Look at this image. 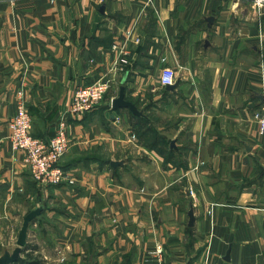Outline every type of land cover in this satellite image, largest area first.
<instances>
[{
	"label": "crops",
	"instance_id": "0c3cea01",
	"mask_svg": "<svg viewBox=\"0 0 264 264\" xmlns=\"http://www.w3.org/2000/svg\"><path fill=\"white\" fill-rule=\"evenodd\" d=\"M126 75L140 116L113 109ZM102 78L113 91L67 122L60 167L75 184L39 186L10 141L19 102L49 139ZM263 110L252 0H0V239L43 208L28 240L40 257L41 242L69 264H152L159 250L165 264H264Z\"/></svg>",
	"mask_w": 264,
	"mask_h": 264
},
{
	"label": "built area",
	"instance_id": "2783aa9c",
	"mask_svg": "<svg viewBox=\"0 0 264 264\" xmlns=\"http://www.w3.org/2000/svg\"><path fill=\"white\" fill-rule=\"evenodd\" d=\"M257 10H264V0H252ZM176 74L164 69L160 74L161 87L174 86ZM114 79L102 78L91 84L78 87L71 97L69 107L60 115L55 135L49 139L34 137L33 118L22 99L15 116L9 122L10 141L13 151L24 153V163L32 179L43 187L75 184L74 180L60 167V162L70 151L72 141L67 133L68 120L81 119L92 113L113 91ZM260 135L264 136V110L255 115ZM152 264H164L162 250L151 257Z\"/></svg>",
	"mask_w": 264,
	"mask_h": 264
},
{
	"label": "water",
	"instance_id": "95a60500",
	"mask_svg": "<svg viewBox=\"0 0 264 264\" xmlns=\"http://www.w3.org/2000/svg\"><path fill=\"white\" fill-rule=\"evenodd\" d=\"M128 76L126 75L123 78L122 86L120 90L119 98H117L113 102V109L119 110V109H128L136 116H140V113L138 112L137 108L130 102H127L125 100V83L127 82ZM176 86H169L166 87V90L172 91L175 90ZM119 163H113V166H117ZM43 208H39L37 210L32 211L30 214H28L24 218L22 229L20 230L18 241H17V247L14 249V252L11 254L9 252L5 253L4 257L0 258V264H15L22 259L23 253L28 245V232L30 225L43 213ZM195 218L193 215V211L190 212V223L189 226H194Z\"/></svg>",
	"mask_w": 264,
	"mask_h": 264
},
{
	"label": "rangeland",
	"instance_id": "374dc122",
	"mask_svg": "<svg viewBox=\"0 0 264 264\" xmlns=\"http://www.w3.org/2000/svg\"><path fill=\"white\" fill-rule=\"evenodd\" d=\"M74 120H78V119H74ZM21 227H22V224H20L19 229L14 234H12V238L0 239V258L4 257L5 253H7V251L11 254L14 252V249L17 247V241H18V236H19ZM32 231L33 230H31V232ZM28 240L30 241L29 243H31V246H35V245H37V243H39V240L33 239L32 233H30V232H29ZM40 244H41V247L43 246V251H44V253L42 255L43 257H40L41 258L40 260H42L44 264H69V258L65 257L66 256V255H64L65 253L62 254L63 253L62 252L63 251L62 246L58 247L59 250H61L60 254L59 253L54 254V252L51 253V251H49L48 246L46 247L47 248L46 249L41 242H40ZM35 255L38 256V254H35ZM45 257H47V258H45ZM22 258H23V256H22ZM44 258H45V260H44Z\"/></svg>",
	"mask_w": 264,
	"mask_h": 264
},
{
	"label": "trees",
	"instance_id": "16d2710c",
	"mask_svg": "<svg viewBox=\"0 0 264 264\" xmlns=\"http://www.w3.org/2000/svg\"><path fill=\"white\" fill-rule=\"evenodd\" d=\"M36 248L28 245L23 253V258L15 264H44L40 256H36Z\"/></svg>",
	"mask_w": 264,
	"mask_h": 264
}]
</instances>
